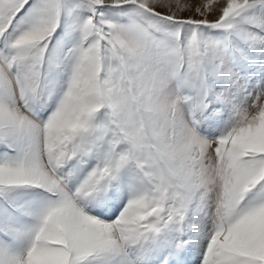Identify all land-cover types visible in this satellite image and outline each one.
<instances>
[{"label":"snow or ice","instance_id":"obj_1","mask_svg":"<svg viewBox=\"0 0 264 264\" xmlns=\"http://www.w3.org/2000/svg\"><path fill=\"white\" fill-rule=\"evenodd\" d=\"M0 264H264V0H0Z\"/></svg>","mask_w":264,"mask_h":264}]
</instances>
